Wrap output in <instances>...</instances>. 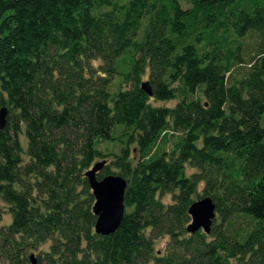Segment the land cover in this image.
<instances>
[{"label": "trees", "instance_id": "obj_1", "mask_svg": "<svg viewBox=\"0 0 264 264\" xmlns=\"http://www.w3.org/2000/svg\"><path fill=\"white\" fill-rule=\"evenodd\" d=\"M3 106L0 264L48 242L35 264H264V0H0ZM108 156L97 178L126 187L102 236L84 173Z\"/></svg>", "mask_w": 264, "mask_h": 264}, {"label": "water", "instance_id": "obj_2", "mask_svg": "<svg viewBox=\"0 0 264 264\" xmlns=\"http://www.w3.org/2000/svg\"><path fill=\"white\" fill-rule=\"evenodd\" d=\"M141 90L151 95V89L147 81L140 84ZM8 109L0 107V129L6 125ZM105 160L96 161L84 176L93 196L92 213L96 216L94 232L102 236L113 233L119 226L124 213L123 196L126 180L117 174L105 175L97 178V173L104 166ZM190 217L185 230L194 233L200 229L209 233L212 220L215 217V205L208 196L194 200L187 209ZM31 264H35L32 255L29 256Z\"/></svg>", "mask_w": 264, "mask_h": 264}, {"label": "rangeland", "instance_id": "obj_3", "mask_svg": "<svg viewBox=\"0 0 264 264\" xmlns=\"http://www.w3.org/2000/svg\"><path fill=\"white\" fill-rule=\"evenodd\" d=\"M114 1L117 3H125L129 0H114ZM184 6H186V5H184ZM106 9H107V7H103L100 9V11L106 10ZM248 49L252 51V45H249ZM98 63H99V61L92 62V64L95 66ZM174 103H175V101H173V100H171V101H151V104L155 105V106H173ZM262 121L264 122V115H263ZM167 137H168L167 141L164 144H161V149L169 150L171 148L172 142L175 139V137H172V134H169V133L167 134ZM23 147H24L23 149H25V143H23ZM159 147H160V145H159ZM99 148L101 150L105 151L106 153H108L110 151L111 152H117L118 151L117 145L114 146V145L107 143V142H101L99 144ZM22 159H23V163H25L28 160V157L26 156L25 152L22 155ZM101 160H106V162L109 163L111 161V156H108V157H105L102 159H96L95 162L101 161ZM190 171L191 170H188V172H190ZM199 193L202 194L201 192H199ZM161 200L164 203H170L171 202L169 195H164L163 197H161ZM9 221H10V214L8 213V205L0 201V225L7 224ZM166 241H167V237L159 238L156 241L155 246H154L155 251L161 252L163 250V247H164V244L166 243ZM48 246H49V242L38 247V248H36L35 250H29L28 253L31 254L34 259H36L39 252L42 250H47Z\"/></svg>", "mask_w": 264, "mask_h": 264}]
</instances>
